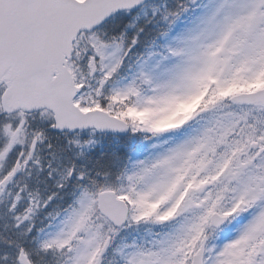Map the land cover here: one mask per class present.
<instances>
[{
	"label": "snow or ice",
	"instance_id": "6c2138e0",
	"mask_svg": "<svg viewBox=\"0 0 264 264\" xmlns=\"http://www.w3.org/2000/svg\"><path fill=\"white\" fill-rule=\"evenodd\" d=\"M0 264H264V0H0Z\"/></svg>",
	"mask_w": 264,
	"mask_h": 264
}]
</instances>
